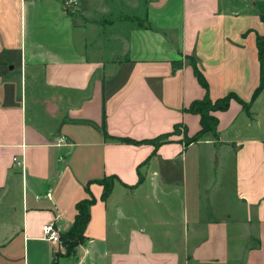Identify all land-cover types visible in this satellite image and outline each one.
Returning <instances> with one entry per match:
<instances>
[{
	"label": "crops",
	"instance_id": "1",
	"mask_svg": "<svg viewBox=\"0 0 264 264\" xmlns=\"http://www.w3.org/2000/svg\"><path fill=\"white\" fill-rule=\"evenodd\" d=\"M262 36L264 0H0V264H264ZM195 69L249 107L186 145ZM88 192L64 256L42 228L66 233Z\"/></svg>",
	"mask_w": 264,
	"mask_h": 264
},
{
	"label": "trees",
	"instance_id": "2",
	"mask_svg": "<svg viewBox=\"0 0 264 264\" xmlns=\"http://www.w3.org/2000/svg\"><path fill=\"white\" fill-rule=\"evenodd\" d=\"M257 48H258V55L260 63H263L264 61V36L259 37L257 39ZM195 75L198 79V82L200 85L204 88L206 91L204 97L200 100H196L190 104L188 108L185 109L186 112L196 114L199 116V125L200 129L199 131L190 138H185L186 145H189L190 143L196 142L202 137L206 135H210L213 138H217V125L218 120L215 117V113L217 112H223L226 111V109L229 106V103L231 100H236L239 102L246 110H248L249 104L246 105L242 103L235 95L229 94L225 96L224 98H220L217 100H211L207 94V84L204 80L201 73L195 69L194 70ZM261 91V85L255 90L252 100L257 97V95ZM178 127L175 126L172 133L177 132ZM172 133L160 135L152 140H143L139 142H134L132 140L128 139H118L119 142L123 143H133V144H150L153 145L155 148L159 145L166 142L168 137L172 135ZM117 181L114 176L111 177H105L97 183L102 187V194H101V200L105 201L108 196L110 195L113 187L114 182ZM141 181V177L139 178V182ZM89 194V192H88ZM95 203V199L89 194V198L83 201H80L76 205V216L73 221V224L71 228L64 234L60 235V245L64 248V256H72L75 254V250L79 245H82L85 243L86 238L84 236L86 226L89 222V212L88 209L91 205ZM58 254L54 255L53 261L51 264H57L56 260L58 258Z\"/></svg>",
	"mask_w": 264,
	"mask_h": 264
},
{
	"label": "built area",
	"instance_id": "3",
	"mask_svg": "<svg viewBox=\"0 0 264 264\" xmlns=\"http://www.w3.org/2000/svg\"><path fill=\"white\" fill-rule=\"evenodd\" d=\"M63 4L66 10L71 11L74 10L77 5H78V0H63ZM13 162L17 166H21L20 162H18L16 159H13ZM43 234H44V239L48 242H51L53 244H58L60 245V235L57 232L56 229L50 224L45 225L42 228Z\"/></svg>",
	"mask_w": 264,
	"mask_h": 264
},
{
	"label": "rangeland",
	"instance_id": "4",
	"mask_svg": "<svg viewBox=\"0 0 264 264\" xmlns=\"http://www.w3.org/2000/svg\"><path fill=\"white\" fill-rule=\"evenodd\" d=\"M177 132H180L178 129H177ZM184 142H185V139H184ZM116 184V182H114V185Z\"/></svg>",
	"mask_w": 264,
	"mask_h": 264
}]
</instances>
